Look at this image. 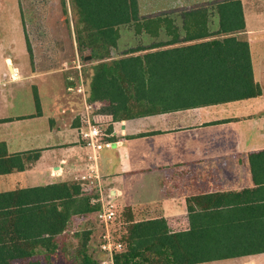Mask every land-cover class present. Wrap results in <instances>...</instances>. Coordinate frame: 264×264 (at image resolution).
<instances>
[{"label":"crops","instance_id":"0c3cea01","mask_svg":"<svg viewBox=\"0 0 264 264\" xmlns=\"http://www.w3.org/2000/svg\"><path fill=\"white\" fill-rule=\"evenodd\" d=\"M239 1L243 28L232 30L226 23L235 12L226 5L230 0L176 1L147 15L138 5V22L118 26L116 45L103 61L151 63L145 71L154 94L215 96L246 92L230 80L243 76L248 56L259 94L115 121L102 111L107 102L88 100L92 72L84 78L82 67L96 62L81 61L76 41L68 43L67 58L59 49L39 54L14 0L19 39L6 44L7 53L0 48V165L23 168L0 174V193L75 181L130 208L137 220L162 217L180 231L189 228L188 199L240 192L238 206L248 208L254 224L250 236L264 239V0ZM81 85L84 93L77 91ZM85 102L93 103L91 117L111 142L96 154L80 136ZM72 222V230L58 235L67 237L60 244L67 254L80 252L76 233L87 230L90 218ZM102 254L100 264H109ZM35 259L49 264L42 257L12 264ZM220 261L264 264V252Z\"/></svg>","mask_w":264,"mask_h":264},{"label":"trees","instance_id":"16d2710c","mask_svg":"<svg viewBox=\"0 0 264 264\" xmlns=\"http://www.w3.org/2000/svg\"><path fill=\"white\" fill-rule=\"evenodd\" d=\"M78 15L87 43H78L81 61H95L82 67L88 83V100L105 101L102 111L113 120L164 111L176 107H193L252 97L259 94L253 82L250 61L239 80H230L244 93L229 95H158L152 90L151 63L137 58L103 61L116 45L118 26L138 22L137 0H69ZM235 12L226 23L232 28H243L239 0L226 3ZM225 6V4H224ZM226 31H229V29ZM28 51L31 52L28 40ZM86 60V61H85ZM0 157H2L0 155ZM17 157V156H14ZM12 157L3 160L11 162ZM0 174L12 169L21 170L20 164L0 165ZM75 181L43 187L0 193V264H12L14 259L42 257L47 263L67 259L73 264H100L87 252L94 238V218L100 209L94 187H84ZM241 193H215L187 200L189 228L173 231L162 217L137 220L130 208H122L118 218L124 227L111 230L113 238L122 244L113 253V264H202L264 252V239L250 236L248 208H240ZM90 218L87 230L77 234L80 252L67 254L65 230L73 229L72 217ZM124 217V218H123ZM97 223V222H96ZM100 226V224H99ZM101 227V226H100ZM59 235V236H58ZM100 242V239H99ZM99 245V244H98ZM59 246L61 253H58ZM72 257V258H71ZM28 264H41L39 259Z\"/></svg>","mask_w":264,"mask_h":264},{"label":"rangeland","instance_id":"374dc122","mask_svg":"<svg viewBox=\"0 0 264 264\" xmlns=\"http://www.w3.org/2000/svg\"><path fill=\"white\" fill-rule=\"evenodd\" d=\"M14 0H0V48L8 52L6 44L12 43V39H19L18 33V12L13 5ZM20 10V16L23 24V30L26 38L35 44L36 51L44 54L45 50L51 54L53 50H58L63 54V58H67L70 51L68 43L76 41L78 47V39L81 45L87 43L85 34H79L81 25L78 23V15L69 0H16ZM176 1L186 4L190 0H137L142 15L151 14L158 10L172 5ZM20 35L22 34L21 31ZM22 37V36H20ZM5 50H4V49ZM46 54V53H45ZM86 68V67H85ZM6 90L12 87V83L4 84ZM119 212L123 210L118 207ZM124 218V217H123ZM94 238L89 245L87 251L89 255L101 261L106 257L99 250V234L101 227L94 218ZM97 222V223H96ZM124 227L122 218H118L112 226L113 232H119ZM78 240V239H77ZM76 240V241H77ZM79 242V240L77 241ZM72 246L71 240H69ZM80 243V242H79ZM75 244V243H74ZM76 246V245H75ZM72 258V257H71ZM61 264H73L67 259H60ZM204 264H236L234 261H217L207 262Z\"/></svg>","mask_w":264,"mask_h":264},{"label":"built area","instance_id":"2783aa9c","mask_svg":"<svg viewBox=\"0 0 264 264\" xmlns=\"http://www.w3.org/2000/svg\"><path fill=\"white\" fill-rule=\"evenodd\" d=\"M77 91L84 93L82 85L79 86ZM84 110L85 112L82 116L84 126L80 130V136L84 139L85 146L96 154L102 148L109 147L111 142L104 138L106 136L105 131H103L101 125L91 117L92 113L95 111L93 103L85 102ZM97 202L100 205V209L96 214V219L101 226L99 250L105 253L109 258V264H113L114 251L122 247L120 242L114 240L111 232L113 224L118 219L119 209L114 202L108 198H104L102 194L99 195ZM103 264L107 263L103 262Z\"/></svg>","mask_w":264,"mask_h":264}]
</instances>
